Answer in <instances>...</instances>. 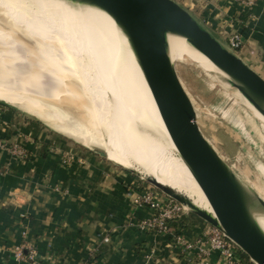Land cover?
I'll return each instance as SVG.
<instances>
[{"label": "bare ground", "instance_id": "1", "mask_svg": "<svg viewBox=\"0 0 264 264\" xmlns=\"http://www.w3.org/2000/svg\"><path fill=\"white\" fill-rule=\"evenodd\" d=\"M0 38V101L21 103L4 95L9 87L27 91L39 106L29 112L57 124V132L151 178L194 213H211L196 170L180 156L178 148L185 146L173 111L147 86L134 48L106 11L83 0H0ZM165 38L232 82L186 37L166 32ZM254 113L264 143V116ZM95 131L117 148L94 142ZM238 182L250 218L264 235V207L258 202L264 206V183L253 184L254 195Z\"/></svg>", "mask_w": 264, "mask_h": 264}, {"label": "crops", "instance_id": "2", "mask_svg": "<svg viewBox=\"0 0 264 264\" xmlns=\"http://www.w3.org/2000/svg\"><path fill=\"white\" fill-rule=\"evenodd\" d=\"M177 1L220 42L232 28L239 31L243 47L235 54L264 79V0L252 7L234 0ZM0 141L21 146L27 154L20 160L0 150V264H28L14 257L16 248L26 244L47 264H80L91 252L92 264H186L173 234L193 240L206 229L184 216L170 223L167 233L140 232L135 224L149 211L133 205L137 192L128 186L133 180L85 153L70 162L75 157L65 141L4 105Z\"/></svg>", "mask_w": 264, "mask_h": 264}, {"label": "water", "instance_id": "3", "mask_svg": "<svg viewBox=\"0 0 264 264\" xmlns=\"http://www.w3.org/2000/svg\"><path fill=\"white\" fill-rule=\"evenodd\" d=\"M83 1L98 6L114 19L136 52V60L147 86L152 89L155 97L160 98L173 111L180 127L178 135L185 146L183 151L178 148L180 156L184 161L190 162L198 172L194 171V175L199 187L204 190L211 209L209 214H193L217 229L251 263L264 264V235L250 218L246 206L247 197L236 179L238 176L223 161L198 127L192 99L182 86L175 67L166 58L165 33L186 37L232 80V88L240 91L263 116L264 79L173 0ZM168 129L170 130L169 125ZM99 155L103 156L101 153ZM139 178L170 199L180 202L151 178Z\"/></svg>", "mask_w": 264, "mask_h": 264}, {"label": "rangeland", "instance_id": "4", "mask_svg": "<svg viewBox=\"0 0 264 264\" xmlns=\"http://www.w3.org/2000/svg\"><path fill=\"white\" fill-rule=\"evenodd\" d=\"M176 3L179 4L177 0ZM200 24L204 26L203 23ZM234 31L236 30L232 28L226 34L227 39ZM227 39L226 42L221 43L227 49L236 53L237 51L230 48ZM165 45L166 58L169 64L175 67L182 86L192 99L197 115L196 121L202 134L223 161L230 167L232 172L240 178L236 177V179L243 185L245 184L244 186L254 194L253 184L258 185L260 181L264 183V176L262 177L264 173V143L260 140L256 132V127L260 130V124L256 113H254L258 110L240 93V91L232 88L231 83L228 82L223 75L214 70L213 66L201 64L193 55L173 47V44L166 38ZM5 74L10 75V72L6 71ZM11 89L12 88L9 87L8 91L4 92V95L18 98L21 100V103L15 105L14 108L3 102H0V105L4 104V106L13 108L22 115L39 121L50 134H54L65 141L66 148H69L75 157L71 159L70 162L81 158L80 156L85 153L83 155H88V158H93L96 162H100L101 164L110 165L114 172H120L126 175L129 180H133V183L128 186L129 188H135L134 192L151 191L160 199H162V197L166 199L169 198L147 181L140 179L135 173L127 171L110 162L105 157L99 155L97 151L85 148L81 145L79 139L67 137V135L57 132L55 129L57 124H52L37 115L33 116L32 113L34 112L30 113L29 111L39 106L32 104L28 92ZM44 110L45 109H43V111ZM52 122L55 123L56 121L52 120ZM92 135V140L101 146L117 148L116 143L110 140L104 132L95 131ZM181 207L189 212L187 216H191L205 224L206 228L211 227L195 214L193 215L194 212L192 210L187 209L184 205ZM197 237L198 235L193 240ZM184 255L187 257L189 254ZM195 261V259H189L187 257L186 264H195ZM248 263L253 264L251 262Z\"/></svg>", "mask_w": 264, "mask_h": 264}, {"label": "built area", "instance_id": "5", "mask_svg": "<svg viewBox=\"0 0 264 264\" xmlns=\"http://www.w3.org/2000/svg\"><path fill=\"white\" fill-rule=\"evenodd\" d=\"M241 6L252 7L258 0H234ZM228 43L231 49L239 51L243 47V38L239 31H234L228 37ZM0 150L6 151L11 157L25 160L26 150L16 144L7 145L0 141ZM132 203L137 208H146L149 214L136 223V228L140 232L148 233H167L170 230V223L181 220L189 212L182 209L180 204L173 199L162 201L151 191L137 192L132 199ZM108 237L103 242H108ZM175 246L181 248V251L188 255L189 259H195V264H242L245 260L251 262L244 254L239 251L233 243L227 240L217 229L213 227L206 228L195 240H189L184 235L173 234ZM23 247L26 253L23 252ZM216 253L218 260L213 262L211 255ZM153 251L145 254L146 261H150ZM16 260H25L28 264H47L39 257L37 250L32 245L18 246L15 250ZM94 253L80 264H92Z\"/></svg>", "mask_w": 264, "mask_h": 264}]
</instances>
